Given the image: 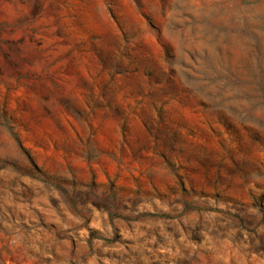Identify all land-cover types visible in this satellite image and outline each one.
Instances as JSON below:
<instances>
[{"label": "rangeland", "instance_id": "374dc122", "mask_svg": "<svg viewBox=\"0 0 264 264\" xmlns=\"http://www.w3.org/2000/svg\"><path fill=\"white\" fill-rule=\"evenodd\" d=\"M0 264H264V0H0Z\"/></svg>", "mask_w": 264, "mask_h": 264}]
</instances>
